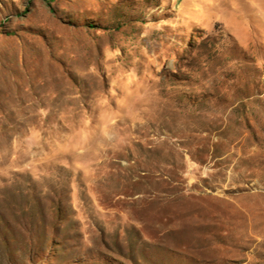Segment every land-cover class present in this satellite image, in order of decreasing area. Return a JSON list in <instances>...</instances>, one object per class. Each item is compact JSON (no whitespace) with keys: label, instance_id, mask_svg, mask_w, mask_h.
Listing matches in <instances>:
<instances>
[{"label":"rangeland","instance_id":"374dc122","mask_svg":"<svg viewBox=\"0 0 264 264\" xmlns=\"http://www.w3.org/2000/svg\"><path fill=\"white\" fill-rule=\"evenodd\" d=\"M0 264H264V0H0Z\"/></svg>","mask_w":264,"mask_h":264}]
</instances>
